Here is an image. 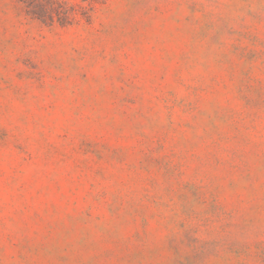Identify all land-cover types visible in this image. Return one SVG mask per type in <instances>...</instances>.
Segmentation results:
<instances>
[{
  "label": "rangeland",
  "instance_id": "rangeland-1",
  "mask_svg": "<svg viewBox=\"0 0 264 264\" xmlns=\"http://www.w3.org/2000/svg\"><path fill=\"white\" fill-rule=\"evenodd\" d=\"M53 1L0 0V264H264V0Z\"/></svg>",
  "mask_w": 264,
  "mask_h": 264
},
{
  "label": "trees",
  "instance_id": "trees-1",
  "mask_svg": "<svg viewBox=\"0 0 264 264\" xmlns=\"http://www.w3.org/2000/svg\"><path fill=\"white\" fill-rule=\"evenodd\" d=\"M40 1H44L46 5H43ZM83 2L86 3L85 6L82 7L84 11H82V15L86 16L87 10L89 9L90 6L94 2H97L98 0H82ZM30 2H33L36 5H39L40 7V12H35L33 11L32 13L35 15V17L41 21L44 19H49L51 22L53 21L54 17L53 14L57 16V20L60 23L67 22L66 20L72 18L73 14V8L70 6H64L61 7L62 5L59 6L60 9H57L56 7L52 6L53 5V0H30Z\"/></svg>",
  "mask_w": 264,
  "mask_h": 264
}]
</instances>
